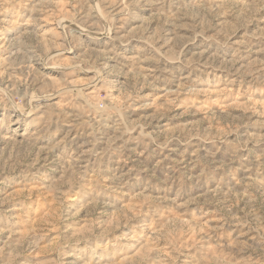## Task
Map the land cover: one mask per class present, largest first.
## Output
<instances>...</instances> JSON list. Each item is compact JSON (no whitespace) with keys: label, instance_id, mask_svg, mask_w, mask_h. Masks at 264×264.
<instances>
[{"label":"rangeland","instance_id":"1","mask_svg":"<svg viewBox=\"0 0 264 264\" xmlns=\"http://www.w3.org/2000/svg\"><path fill=\"white\" fill-rule=\"evenodd\" d=\"M0 264H264V0H0Z\"/></svg>","mask_w":264,"mask_h":264}]
</instances>
